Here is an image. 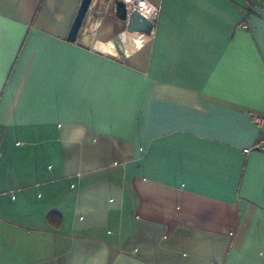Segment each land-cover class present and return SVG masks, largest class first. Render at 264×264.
<instances>
[{
	"label": "crops",
	"instance_id": "1",
	"mask_svg": "<svg viewBox=\"0 0 264 264\" xmlns=\"http://www.w3.org/2000/svg\"><path fill=\"white\" fill-rule=\"evenodd\" d=\"M82 1L0 0V264H264V0Z\"/></svg>",
	"mask_w": 264,
	"mask_h": 264
},
{
	"label": "water",
	"instance_id": "2",
	"mask_svg": "<svg viewBox=\"0 0 264 264\" xmlns=\"http://www.w3.org/2000/svg\"><path fill=\"white\" fill-rule=\"evenodd\" d=\"M92 0H83L79 8L75 21L72 25L68 39L76 41L79 31L82 27L84 19L87 15L88 9L91 5ZM112 9L117 18L128 21V28L134 31L151 32L154 23L142 12L136 8L128 9L127 4L124 0H112ZM121 40L116 38L115 44L118 49H121ZM122 52V51H121Z\"/></svg>",
	"mask_w": 264,
	"mask_h": 264
},
{
	"label": "built area",
	"instance_id": "3",
	"mask_svg": "<svg viewBox=\"0 0 264 264\" xmlns=\"http://www.w3.org/2000/svg\"><path fill=\"white\" fill-rule=\"evenodd\" d=\"M127 4L128 9L136 8L140 12L144 13L152 22L158 15L159 9L157 6L148 2L147 0H124ZM247 28L248 25L245 24ZM252 120L261 128V134L257 140L249 147L244 149L246 154L252 151H263L264 152V116L258 114H252Z\"/></svg>",
	"mask_w": 264,
	"mask_h": 264
}]
</instances>
